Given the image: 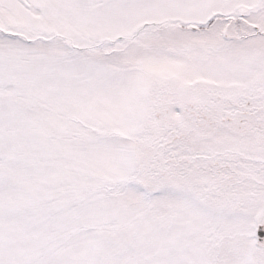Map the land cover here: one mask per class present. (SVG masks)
<instances>
[{
  "label": "snow or ice",
  "instance_id": "6c2138e0",
  "mask_svg": "<svg viewBox=\"0 0 264 264\" xmlns=\"http://www.w3.org/2000/svg\"><path fill=\"white\" fill-rule=\"evenodd\" d=\"M0 264H264V0H0Z\"/></svg>",
  "mask_w": 264,
  "mask_h": 264
}]
</instances>
